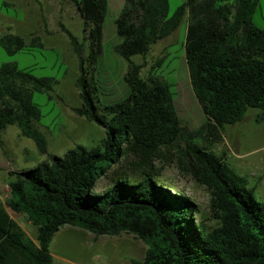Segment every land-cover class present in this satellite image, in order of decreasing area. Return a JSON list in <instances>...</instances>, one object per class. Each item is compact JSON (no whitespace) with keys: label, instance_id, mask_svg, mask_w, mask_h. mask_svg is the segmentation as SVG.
Wrapping results in <instances>:
<instances>
[{"label":"trees","instance_id":"16d2710c","mask_svg":"<svg viewBox=\"0 0 264 264\" xmlns=\"http://www.w3.org/2000/svg\"><path fill=\"white\" fill-rule=\"evenodd\" d=\"M70 1L83 22L82 41L62 27L79 60L81 106L73 111L104 128L105 138L90 151L51 155L34 95L54 93L59 82L16 62L0 67V137L17 127L46 157L35 168L9 173L11 196L6 204L0 200V264H64L56 262L51 245L65 227L97 237L134 236L147 250L133 264H264V201L215 152L226 128L249 110L260 111L256 123L264 124V30L253 22L260 0H187L171 17L169 0H126L115 25L128 91L115 101L100 81L109 1ZM9 7L15 8L4 3ZM185 19L190 82L206 116L196 129L184 125L172 86L155 75L164 59L146 78L145 66L133 61L146 58ZM0 48L14 57L44 44L36 35L28 42L0 33ZM174 167L210 192L211 220L198 221L191 199L166 186L163 171ZM103 180L109 187L99 191ZM8 209L27 216L36 240Z\"/></svg>","mask_w":264,"mask_h":264},{"label":"rangeland","instance_id":"374dc122","mask_svg":"<svg viewBox=\"0 0 264 264\" xmlns=\"http://www.w3.org/2000/svg\"><path fill=\"white\" fill-rule=\"evenodd\" d=\"M7 1L0 0V27L5 25V21L2 22L3 17L16 22L24 20V14L21 13L24 9L20 10L18 5L15 8H4ZM33 1L40 4V23H37L35 14L32 16L33 27H38L34 35L41 37L44 49H28L24 53L8 57L0 48V67L9 62H16L20 69L32 71L36 77L54 78L59 82L54 93L34 95V103L41 107L44 116L39 129L46 136L51 155L63 157L73 150L90 151L101 145L105 130L98 124L79 117L73 111L81 106L76 88L79 60L62 31V27H65L82 41L83 22L70 0ZM184 2L185 0H169V16H173ZM115 21V14L109 13L105 33L106 39H111L109 43L106 41L104 44L105 55L100 71V81L106 86L104 93L113 101L125 96L128 91L124 82L128 64L116 52V47L122 43V39L117 34ZM253 22L264 30V0H260ZM186 34L185 19L180 28L154 46L146 58L138 56L133 61L145 66L142 77L146 78L156 62L164 59L162 67L156 69L155 75L172 86L176 94L175 106L184 125L196 129L206 122V116L190 82L184 51ZM31 39L32 37L26 40L30 42ZM259 113L258 110H249L241 123L228 126L223 142L215 146V152L225 156L238 174L247 178L249 188H255L256 200L263 202L264 124L256 123ZM0 139L3 143L2 145L0 142V200L6 204L11 196L9 182L12 178L9 173L35 168L43 164L46 157L39 154L35 143L24 138L17 127H9L1 132ZM163 179L167 181L166 186L172 190L171 193H184L183 195L191 199L198 209V221L212 219L211 195L205 187L175 167L166 168L163 171ZM108 187V183L103 180L99 191ZM8 212L29 237L36 240V228L31 225L27 216L17 215L10 209ZM146 250L141 241L129 234L97 237L74 227L62 229L56 234L51 245L56 262L64 264H133V260H144Z\"/></svg>","mask_w":264,"mask_h":264},{"label":"crops","instance_id":"0c3cea01","mask_svg":"<svg viewBox=\"0 0 264 264\" xmlns=\"http://www.w3.org/2000/svg\"><path fill=\"white\" fill-rule=\"evenodd\" d=\"M109 1V9H108V15L109 13H113L116 16V20L119 18L122 10L125 7L126 4V0H108ZM187 0H185L186 2ZM9 4L13 5V6H17L20 7V10L24 9L23 13L24 14V20L23 21H10L8 18H4L2 22L5 21V25L0 27V32L1 33H13L19 36L26 37V39H29L30 37H32L35 33L37 28L33 27L32 25V16L33 14H35V18L37 23H40V11H38V6H40V4L38 5L37 3H34L33 0H8L7 1ZM185 2L183 4H185ZM52 3V2H50ZM9 20V21H8ZM7 21V22H6ZM116 22V21H115ZM38 26V25H37ZM24 37V38H25ZM111 37L108 38V40L106 39V33H105V43L106 41L107 43L110 42ZM119 45V44H118ZM117 45V46H118Z\"/></svg>","mask_w":264,"mask_h":264}]
</instances>
